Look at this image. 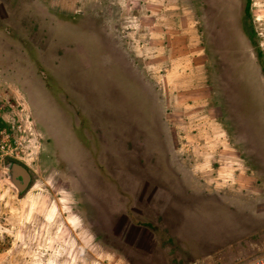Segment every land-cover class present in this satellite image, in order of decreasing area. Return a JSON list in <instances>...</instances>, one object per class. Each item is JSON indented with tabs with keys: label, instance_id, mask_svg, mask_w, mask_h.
<instances>
[{
	"label": "rangeland",
	"instance_id": "obj_1",
	"mask_svg": "<svg viewBox=\"0 0 264 264\" xmlns=\"http://www.w3.org/2000/svg\"><path fill=\"white\" fill-rule=\"evenodd\" d=\"M0 264H264V0H0Z\"/></svg>",
	"mask_w": 264,
	"mask_h": 264
},
{
	"label": "water",
	"instance_id": "obj_2",
	"mask_svg": "<svg viewBox=\"0 0 264 264\" xmlns=\"http://www.w3.org/2000/svg\"><path fill=\"white\" fill-rule=\"evenodd\" d=\"M11 172H12V173H11ZM14 172L19 173V176L22 177V181H21V182L18 181L19 183H22V184H21L22 187L13 181V180H15L14 178H11V177H10V181H11L12 184H13L16 188H18V190L20 191V190H22V189L27 185V183H28V181H29V174H28V172L26 171L25 168H23L22 166L17 165V164H12V165H10L9 168H8V174L11 173L10 176H15V175H14ZM16 181H17V180H16Z\"/></svg>",
	"mask_w": 264,
	"mask_h": 264
},
{
	"label": "trees",
	"instance_id": "obj_3",
	"mask_svg": "<svg viewBox=\"0 0 264 264\" xmlns=\"http://www.w3.org/2000/svg\"><path fill=\"white\" fill-rule=\"evenodd\" d=\"M9 33V32H8ZM15 35H13L12 33H9L8 36H5L4 39L7 41L9 37H14ZM22 45H25V42L24 41H21Z\"/></svg>",
	"mask_w": 264,
	"mask_h": 264
},
{
	"label": "bare ground",
	"instance_id": "obj_4",
	"mask_svg": "<svg viewBox=\"0 0 264 264\" xmlns=\"http://www.w3.org/2000/svg\"><path fill=\"white\" fill-rule=\"evenodd\" d=\"M17 174H19V173H17V172H14V175H17ZM13 181L22 187V185H21L22 183H19V182H18V181H16V180H13Z\"/></svg>",
	"mask_w": 264,
	"mask_h": 264
}]
</instances>
